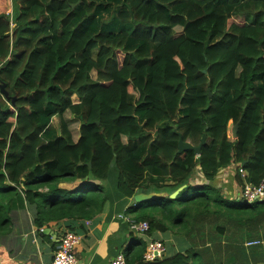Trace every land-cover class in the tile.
Wrapping results in <instances>:
<instances>
[{"label": "trees", "instance_id": "obj_1", "mask_svg": "<svg viewBox=\"0 0 264 264\" xmlns=\"http://www.w3.org/2000/svg\"><path fill=\"white\" fill-rule=\"evenodd\" d=\"M205 134L200 154L179 152L180 136L198 146ZM232 163L264 180V0H12L11 12L0 0V235L19 211L41 235L186 185L125 216L192 247L145 262L140 240L122 249L127 264H260L244 235L264 233V201L232 200L214 183Z\"/></svg>", "mask_w": 264, "mask_h": 264}, {"label": "crops", "instance_id": "obj_2", "mask_svg": "<svg viewBox=\"0 0 264 264\" xmlns=\"http://www.w3.org/2000/svg\"><path fill=\"white\" fill-rule=\"evenodd\" d=\"M239 167V164L232 163L229 167L220 170L214 180V183L221 191L232 200L243 199L242 190L245 185V179L242 177L244 181L242 185L237 177ZM198 171H200V173H198ZM198 171L192 182L194 184L195 182H200V177H202L204 183H208V180L203 176L200 168ZM89 181L106 183L105 181L102 182L94 179H90ZM80 182L81 180L71 183L63 182L60 184V187L73 189ZM162 194L167 196L170 195L166 193ZM117 202L118 200H115L114 203H107L104 211L92 220L85 222L66 221L53 223L51 226L46 227L44 233L41 235L37 233L36 226L32 224L29 211L14 213L13 231L0 235V264H52L55 252L53 250L60 236L65 231L71 230V228L76 230L81 237V241L75 249V254L80 261L87 264H110L111 260L119 251L126 249L131 244L140 240L146 242L153 239L162 241L166 247L164 256L173 255L168 253L170 248L177 253L192 247L194 244L190 242L188 238L175 235L172 231H156L153 237H149L147 234L133 229L130 222L131 217L125 216V211L129 205L126 204L127 206L124 211L120 212L116 210V207H112ZM21 215L23 216V221L20 220ZM47 228L49 230H47ZM109 238L111 244L107 242ZM244 241L245 243H247V241L261 242L259 245H254L255 247L259 246V248H246V251L252 259L256 258L260 264H264V233L261 231V235L255 238H249L248 234H245ZM203 244H205L204 241L199 246H201V248L209 247ZM107 246H109V248ZM219 246L222 248L221 245ZM225 248L227 249V246H225ZM214 252H216V250Z\"/></svg>", "mask_w": 264, "mask_h": 264}, {"label": "built area", "instance_id": "obj_3", "mask_svg": "<svg viewBox=\"0 0 264 264\" xmlns=\"http://www.w3.org/2000/svg\"><path fill=\"white\" fill-rule=\"evenodd\" d=\"M238 171L245 179L242 198L248 203L264 200V180L259 184L251 183L247 181L248 173L245 169L240 166ZM130 222L133 229H137L142 233H146L149 230L148 222H134L131 220ZM40 231L44 232V228L40 229ZM80 241L81 237L76 231L67 230L62 233L57 244V249L54 252L52 264H87L80 261L75 254V249ZM259 244H261L260 241H247V243H245L246 248ZM165 251L166 247L164 243L160 240L153 239L148 242L143 259L145 262L157 261L164 257ZM110 264H127L124 252L122 250L119 251L111 260Z\"/></svg>", "mask_w": 264, "mask_h": 264}, {"label": "rangeland", "instance_id": "obj_4", "mask_svg": "<svg viewBox=\"0 0 264 264\" xmlns=\"http://www.w3.org/2000/svg\"><path fill=\"white\" fill-rule=\"evenodd\" d=\"M7 5H8V12H11L12 11V0H7ZM236 19V21L237 22H239V23H243L244 21H245V18H242V17H238V18H235ZM252 20V19H251ZM251 20L250 21H247L248 23H250L251 22ZM129 29H131L130 27H129ZM94 56L96 55V51H94L93 53H92ZM130 100L131 101H133V98L132 97H130ZM65 117L67 118V120H70L71 122H72V129H75L76 131L78 130V127H79V125H77V124H75V118H74V116L71 114V113H66L65 114ZM74 122V123H73ZM52 127L57 131L58 129H59V127H60V121H59V117H55L54 119H53V121H52ZM198 173H200V171H198ZM115 176H116V173H115V171H113V174H112V177H113V181H115ZM199 177V176H198ZM204 183V181H203V179H202V177H200V182H195V185H199V184H203ZM109 187L111 188V191H110V196L111 197H113V198H116V197H118L119 195H118V193H117V191H116V189H115V186H113V183L112 182H110L109 183ZM115 201H112L111 203H114ZM134 199H119L118 200V202L114 205V206H112L113 208H115L116 207V210L117 211H120V212H122V211H124V209H125V207L127 206V205H129V206H131V205H133L134 204ZM128 203H130V204H128ZM127 204V205H126ZM20 220L21 221H23V216L21 215L20 216ZM176 235V234H175ZM108 244H111V241H110V238L108 239ZM108 248H109V246H107ZM126 248V247H125ZM77 252V251H76ZM168 253L169 254H174L175 252H174V250L172 249V248H170L169 249V251H168Z\"/></svg>", "mask_w": 264, "mask_h": 264}, {"label": "water", "instance_id": "obj_5", "mask_svg": "<svg viewBox=\"0 0 264 264\" xmlns=\"http://www.w3.org/2000/svg\"><path fill=\"white\" fill-rule=\"evenodd\" d=\"M238 128H239L238 124L234 126V128H233L234 136H237ZM205 142H206V134L203 135L202 142L198 146H193L191 143L184 141L182 136H180L179 152H182V151L188 150V149H193L197 154H200L201 147L203 144H205ZM242 165H244V163ZM90 166H91V164H90ZM185 187H186V185L181 186L176 191H174L172 194H170L169 197L174 200V198H176ZM162 197H168V196L164 195L162 193H157V192L138 193L134 196V201H135V203H144V202H148L150 200L160 199ZM47 230H49V229L47 228Z\"/></svg>", "mask_w": 264, "mask_h": 264}, {"label": "clouds", "instance_id": "obj_6", "mask_svg": "<svg viewBox=\"0 0 264 264\" xmlns=\"http://www.w3.org/2000/svg\"><path fill=\"white\" fill-rule=\"evenodd\" d=\"M134 199V198H133ZM44 231H45V229H44ZM78 233V232H77ZM147 248V247H146ZM124 252V251H123ZM165 253H166V251H165ZM125 254V253H124ZM54 257V256H53Z\"/></svg>", "mask_w": 264, "mask_h": 264}]
</instances>
